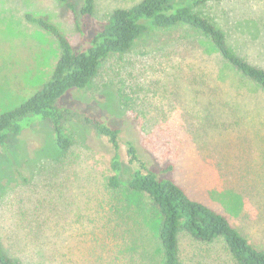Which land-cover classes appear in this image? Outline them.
I'll list each match as a JSON object with an SVG mask.
<instances>
[{"label": "rangeland", "instance_id": "1", "mask_svg": "<svg viewBox=\"0 0 264 264\" xmlns=\"http://www.w3.org/2000/svg\"><path fill=\"white\" fill-rule=\"evenodd\" d=\"M0 0V114L50 78L60 50L26 15L54 24L84 48L116 9L140 0ZM223 30L234 52L264 68V0L195 9ZM61 105L119 131L121 188L107 186L113 147L77 123L63 154L50 127L36 123L0 151V234L21 245L23 264H161L158 215L148 197L124 188L133 166L127 142L192 199L223 214L264 251V93L220 60L208 39L177 26L151 28L123 55L107 58L81 91ZM181 264H234L220 241L178 236Z\"/></svg>", "mask_w": 264, "mask_h": 264}, {"label": "trees", "instance_id": "2", "mask_svg": "<svg viewBox=\"0 0 264 264\" xmlns=\"http://www.w3.org/2000/svg\"><path fill=\"white\" fill-rule=\"evenodd\" d=\"M74 10L70 0H55ZM232 0H140L136 4L116 9L101 30L96 32L84 48H74L64 34L43 17L26 15L28 22L50 33L57 41L60 54L50 78L29 99L0 114V151L3 157H12L13 139L23 135L36 123L50 127L53 145L65 153L73 141L70 125L77 123L93 131L97 138L106 139L113 147L107 186L121 188L124 165L118 147L119 131L88 114L61 105L65 94L81 91L98 74L107 58L127 53L151 28L168 29L177 26L195 31L208 39L220 60L244 81L252 83L264 93V68L251 63L234 52L222 29L213 21L195 12L210 3ZM94 1L83 0L81 14L93 13ZM128 164L133 166L124 188L130 195L146 196L158 215L156 239L161 251V264H181L178 257V236L186 234L197 241H220L234 264H264V251L254 247L223 214L190 198L172 179L149 168L137 154L132 143H126ZM21 245L11 236L0 234V264H23Z\"/></svg>", "mask_w": 264, "mask_h": 264}]
</instances>
